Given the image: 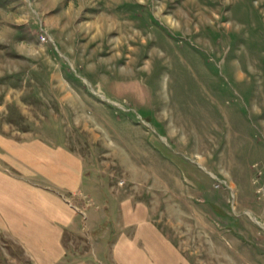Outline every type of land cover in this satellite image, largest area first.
Segmentation results:
<instances>
[{"label": "rangeland", "instance_id": "rangeland-1", "mask_svg": "<svg viewBox=\"0 0 264 264\" xmlns=\"http://www.w3.org/2000/svg\"><path fill=\"white\" fill-rule=\"evenodd\" d=\"M1 139L82 160L80 202L28 175L77 212L55 264H125L121 236L133 264H264V0H0Z\"/></svg>", "mask_w": 264, "mask_h": 264}, {"label": "crops", "instance_id": "crops-1", "mask_svg": "<svg viewBox=\"0 0 264 264\" xmlns=\"http://www.w3.org/2000/svg\"><path fill=\"white\" fill-rule=\"evenodd\" d=\"M7 163L21 172L19 176L4 172V169L7 171ZM34 168L47 172L56 169L48 176L61 185L70 186L68 182L73 180L70 194L78 199L81 191L76 187L82 185L84 166L81 158L70 155L62 148L42 150L36 143L22 145L0 140V243L16 245L33 264H55L64 255L63 227H70L77 212L60 197L30 182L28 175L33 173ZM123 207L124 221L136 227V236L143 243L155 242L169 258L181 261L177 249L149 221L144 209ZM75 208L82 211L78 206ZM118 242L119 259L125 264H128L127 260L135 263V257L130 254V251L132 254L135 251L129 240L121 236Z\"/></svg>", "mask_w": 264, "mask_h": 264}, {"label": "bare ground", "instance_id": "bare-ground-1", "mask_svg": "<svg viewBox=\"0 0 264 264\" xmlns=\"http://www.w3.org/2000/svg\"><path fill=\"white\" fill-rule=\"evenodd\" d=\"M180 12H181V11H180ZM200 17H202L203 19L208 18V16H200ZM166 19H167V21H169V22L172 24V18H170L169 16H167ZM181 20H183L184 23H187V25H188V22H189L190 18H189V16L186 14V12H185V13H183V12H182V13H179V14H178V18L175 19V22H173V23H174L173 25L176 26L177 22L179 23V21H181ZM139 91H140V90H139Z\"/></svg>", "mask_w": 264, "mask_h": 264}, {"label": "built area", "instance_id": "built-area-1", "mask_svg": "<svg viewBox=\"0 0 264 264\" xmlns=\"http://www.w3.org/2000/svg\"><path fill=\"white\" fill-rule=\"evenodd\" d=\"M40 39H41L42 41H45V40H46V36L42 34L41 37H40Z\"/></svg>", "mask_w": 264, "mask_h": 264}]
</instances>
